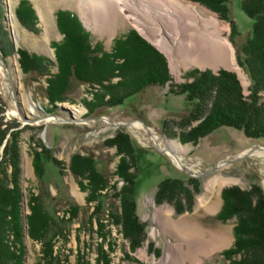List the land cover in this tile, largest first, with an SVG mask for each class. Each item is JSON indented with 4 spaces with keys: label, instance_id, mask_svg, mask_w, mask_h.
I'll list each match as a JSON object with an SVG mask.
<instances>
[{
    "label": "rangeland",
    "instance_id": "rangeland-1",
    "mask_svg": "<svg viewBox=\"0 0 264 264\" xmlns=\"http://www.w3.org/2000/svg\"><path fill=\"white\" fill-rule=\"evenodd\" d=\"M0 1L2 23L8 31L12 44V52L8 55L0 51V100L4 103L3 121L19 123L16 129L20 130L19 167L24 215L29 212L27 199L32 192L34 194L40 192L47 202L48 209L51 206L54 214L56 212L58 216L66 211L69 204L79 205L81 208L77 217L69 223L67 239L64 242L63 239H59L56 247L68 255V264H95L98 255L95 252L96 242H100L101 239L95 232L97 229L95 220L89 221L94 203L86 204V192L80 189L79 179L71 173L69 161L76 153L92 157L97 168L108 177L109 183H116L118 190L124 182L112 175L118 161L116 147L107 144L106 141L117 137L118 134H125L132 142L134 151L135 168L130 169L132 172L137 170L133 197L136 214L145 225V236L141 245L133 250L130 249L127 239L118 227L107 225L106 229L110 231L109 239L115 243L113 251L106 252L110 259L109 264H230L228 260L219 257L220 253L211 252L216 245L215 243L212 245L210 239L215 242L214 231L217 228L228 229L235 222V218L228 219L225 225L218 226L217 221L210 214L212 210L207 212L200 200L204 199L208 202V206L214 205L215 201L217 203L218 198H221L222 190L232 186L245 191L255 185L264 196V156L251 154L252 150L264 148V140L248 138L242 131L222 126L200 139L197 144L182 142L178 134L189 128L185 126L182 118L188 115L194 104L186 100L184 95L170 93L168 84L148 86L139 93L128 96L121 104L110 107L100 106L93 112H87L83 102L84 98L86 101L92 99L91 86L88 83L76 84L71 93L67 94V100L58 102L52 112H46L45 109L50 108L44 93L46 76L37 77L32 74L23 76L18 65L16 49L21 47L47 56L53 63L51 72H55L53 48L50 43L59 41L61 35L53 25L51 12L55 7L64 9V5H70L83 21L85 29L90 32L92 43L100 42L104 49H110L114 37L126 33L129 29H135L166 58L171 75L169 84L184 82L186 80L184 74L189 69L211 68L217 72L223 68L237 75L246 94L249 80L237 63L235 52L236 47L250 35L252 20L243 13L241 0H228L230 16L239 33V35L234 34L233 38L236 46L230 41V24L227 21L220 19L215 12L197 2L177 0V2H192L206 16H217L224 29L221 37L233 48L234 61L237 65L235 67L224 57L220 61L211 60L203 65H197L189 61L184 50L178 47H172L173 50L170 49L172 54H169L156 44L153 36L143 33L141 28L126 19L118 17L108 21L96 20L97 17L90 16L86 9L83 10L79 6V0H33L41 6L45 15L42 19L36 14L38 31L35 33L20 25L14 13L16 6H13V0ZM5 12L8 13V21L3 20ZM145 18L149 17L146 15ZM208 31L211 32L212 29ZM202 43L204 44V41ZM207 45L210 46L208 43ZM113 80L115 81L116 78ZM22 97L27 99L24 104ZM66 103L76 108L82 107L84 113L76 118L71 112L73 120L65 121L67 117L58 106L66 107L64 105ZM30 105L34 108L33 113L26 114V108ZM66 108L70 110L69 107ZM22 114L27 118L21 119ZM49 117H54V120L46 121ZM135 121H141L147 129L144 126L133 127ZM111 123L113 125H110ZM196 123L197 121H194L191 125ZM120 124L125 125L120 126ZM153 134L157 135V140L162 145L158 146L159 148L166 145L165 139L176 140L186 148V151L179 154L188 173L194 176L187 174L174 159L157 149V145L152 141ZM5 142L6 139L2 143L0 155ZM42 148L45 151L44 174L38 179L32 167V151H41ZM47 153L60 161V169H57L51 160L46 159ZM245 153L247 156L236 159ZM129 159L130 157L127 158ZM214 166L219 168L205 173ZM168 177L182 180L183 185L191 191L194 187L188 183V178H193L197 183L199 189L194 192L190 209H186L184 197H180L183 211L179 213L175 211V200L156 202L157 184ZM214 181L217 182L212 186L211 183ZM110 203H114V199L107 195L106 205L109 207ZM116 203L118 204V201ZM102 217H107V211L102 213ZM180 222H184L191 242L181 244L182 239L178 235L167 234L163 228L164 225H168L167 223L175 226ZM25 232L26 230L24 234ZM24 238L26 250L24 264H33L40 255V245L29 240L27 236ZM103 246L109 249L106 243Z\"/></svg>",
    "mask_w": 264,
    "mask_h": 264
},
{
    "label": "trees",
    "instance_id": "trees-1",
    "mask_svg": "<svg viewBox=\"0 0 264 264\" xmlns=\"http://www.w3.org/2000/svg\"><path fill=\"white\" fill-rule=\"evenodd\" d=\"M190 1L205 6L227 21L230 24L229 38L235 45L234 34L239 33L230 16L228 0ZM241 8L252 20L250 35L236 47L235 52L237 63L249 80L246 94L237 75L223 68L217 72L189 69L184 74V82L169 84L171 75L166 58L135 29L114 37L110 50L106 51L100 42L92 43L90 32L77 14L69 10H57L54 15L56 29L61 35L59 41L50 43L55 72H51L53 63L47 56L25 48L16 49L17 61L23 76H46L44 93L50 107L45 109L46 112H52L58 102L67 100V94L76 84L88 83L91 86L92 99H83L87 112H93L100 106L121 104L128 96L148 86L168 84L170 93L184 95L194 104L188 115L182 118L185 126L189 127L178 134L182 142L197 144L222 126L242 131L248 138L264 140V0H241ZM14 13L22 27L33 33L38 31L37 16L28 0H19ZM11 45L8 31L2 23L0 7L1 53H11ZM3 106L0 100V149L6 139L0 155V264H24L23 216L27 238L40 245V255L33 264H68V255L58 250L56 245L59 239L63 242L67 239L69 223L77 217L81 207L71 203L58 216L51 206L48 209L40 192H32L27 199L29 212L24 215L19 167L20 130L16 129L19 123L3 121ZM194 121L197 123L192 126ZM106 143L116 147L118 161L112 175L124 182L118 190L116 183H109L108 177L97 168L92 157L76 153L69 161L71 173L79 179L80 189L86 192V204L94 203L89 221L95 220V232L101 239L96 242L98 255L95 264L110 263L107 253L113 251L115 243L109 239L107 225L118 227L133 250L141 245L145 236V225L136 214L133 197L137 170L130 171L131 167L135 168L132 142L127 135L118 134ZM44 152L43 148L32 151V167L38 179L44 174ZM45 157L60 169L58 159L49 153ZM188 181L193 185V191L178 178L162 179L157 184L156 202L175 200V211L179 213L183 211L180 197H184L186 209H190L194 192L199 188L193 178H188ZM107 195L114 199L109 207L106 205ZM221 199L222 206L215 218L221 222L235 218L233 241L220 253L221 256L230 264H264V196L260 189L253 185L244 191L232 186L222 190ZM104 211H107L106 218L102 217ZM104 243L109 249L104 248Z\"/></svg>",
    "mask_w": 264,
    "mask_h": 264
},
{
    "label": "bare ground",
    "instance_id": "bare-ground-1",
    "mask_svg": "<svg viewBox=\"0 0 264 264\" xmlns=\"http://www.w3.org/2000/svg\"><path fill=\"white\" fill-rule=\"evenodd\" d=\"M79 6L83 10L86 9L87 14L90 16L97 17L96 20L108 21L118 17L126 19L141 28L144 31L143 33L146 32V34L153 36L156 44L169 54H172V47H178L184 50L189 61L197 65L205 64L211 60L220 61L224 57L231 61L234 67L237 66L234 61L233 48L221 37L224 29L220 25L217 16L202 14L197 9V5L192 2H177V0H79ZM146 15L149 18H145ZM210 28L212 29L211 32L208 31ZM202 41H204V44ZM26 102L27 99L22 97V103ZM64 105L70 108L76 118L84 113L82 107L76 108L67 103ZM26 109V114L33 113L34 108L32 105ZM51 120H54V117L46 119V121ZM132 126L143 128L140 121L133 122ZM152 141L157 146H162L155 134L152 135ZM164 143L166 144L164 145L166 153L172 159L176 155L177 158L174 161L180 166L182 157L179 153L186 151V148L172 139H165ZM251 154L264 156V148L260 147L257 150H252ZM216 182L214 181L211 185L214 186ZM200 203L209 209L214 207L213 204L208 206V202L204 199H201Z\"/></svg>",
    "mask_w": 264,
    "mask_h": 264
},
{
    "label": "crops",
    "instance_id": "crops-1",
    "mask_svg": "<svg viewBox=\"0 0 264 264\" xmlns=\"http://www.w3.org/2000/svg\"><path fill=\"white\" fill-rule=\"evenodd\" d=\"M30 3H31V5H32V7L34 8V10H35V12H36V14L38 15V16H40L42 19H44L45 18V15H44V13H43V11H42V8H41V6L36 2H34L33 0H28ZM37 1V0H36ZM18 2H19V0H13V6L15 7L17 4H18ZM47 4V3H46ZM60 4V3H59ZM59 6V5H58ZM57 10H69V11H73V12H75L74 11V8L72 7V6H70V5H64V9H57V7H55V8H53V11L51 12V14H52V20H53V25L55 26V12L57 11ZM243 11V10H242ZM244 13V12H243ZM41 14V15H40ZM245 14V13H244ZM246 15V14H245ZM247 16V15H246ZM249 18V17H248ZM247 24H248V22H247ZM56 27V26H55ZM251 28H252V24H251ZM104 50H106V51H109L110 49H104ZM201 65H203V64H201ZM199 69V68H198ZM204 69H206V68H204ZM203 69V70H204ZM209 69H211V68H209ZM201 70V69H200ZM212 70V69H211ZM213 72H214V69L212 70ZM221 206H222V199L219 197L218 198V200H217V203H216V201H215V204H214V207L212 208V209H209V208H207V207H204L203 205H202V207H204L205 208V210L207 211H209V210H214L213 212L212 211H210L211 213L210 214H212L213 215V218H215V216H216V214H217V212L220 210V208H221ZM207 211V212H208ZM209 214V215H210ZM215 220L217 221V225L218 226H221V225H225V223L228 221V220H226V221H224V222H221V221H219V220H217L216 218H215ZM183 223V224H182ZM235 223V222H234ZM234 223L232 224V226H230V227H228V229H222V228H217V230L216 231H214V239H215V242L213 241V239H210L211 241V244L212 243H215V245H216V247L215 248H213V249H211V252H218V253H221L224 249H227L230 245H231V243H232V241H233V235H232V227H233V225H234ZM168 225H164V230L166 231V233L167 234H170V235H178L179 237H180V239H182V241H181V244H184L185 242H191L190 240H191V238H189V233H187V228H186V226L184 225V222H180V224L179 225H172V224H170V223H167ZM213 245V244H212ZM212 247V246H211ZM213 250V251H212ZM219 257L220 258H223L222 256H221V254H219Z\"/></svg>",
    "mask_w": 264,
    "mask_h": 264
},
{
    "label": "water",
    "instance_id": "water-1",
    "mask_svg": "<svg viewBox=\"0 0 264 264\" xmlns=\"http://www.w3.org/2000/svg\"><path fill=\"white\" fill-rule=\"evenodd\" d=\"M78 18H79V20L81 21V19H80V17L78 16ZM81 23H82V25H84V23H83V21H81ZM0 59H1V57H0ZM59 107V109H60V111L62 112V113H64L65 115H66V120L65 121H72L73 120V116H72V114H71V111L68 109V108H66V107H64L63 105H60V106H58ZM17 109H18V107H17ZM19 110V109H18ZM53 116H55V115H53ZM27 117H26V115H21V119H26ZM58 121H59V119H57ZM141 122V121H140ZM142 123V122H141ZM125 124H120V126H124ZM142 125L144 126V128H146L147 129V126L146 125H144L143 123H142ZM164 139H165V136H164ZM158 147V146H157ZM158 150H160V151H162V152H164L167 156H169L167 153H166V150H165V148L163 147V148H157ZM245 156H247V154L245 153L243 156H238V157H236V159H240V158H242V157H245ZM177 158V156L175 155V157H174V159H176ZM180 168L181 169H183L187 174H190V173H188V171H187V167L185 166V165H183V164H181V166H180ZM219 167L218 166H214V167H212L211 169H209L208 171H205V173L206 172H209V171H214V170H216V169H218ZM203 173V172H202ZM201 173V174H202ZM190 175H192V174H190ZM192 176H194V175H192ZM23 226H24V231L26 230V219H25V216H23ZM24 237H26V232H25V234H24Z\"/></svg>",
    "mask_w": 264,
    "mask_h": 264
},
{
    "label": "built area",
    "instance_id": "built-area-1",
    "mask_svg": "<svg viewBox=\"0 0 264 264\" xmlns=\"http://www.w3.org/2000/svg\"><path fill=\"white\" fill-rule=\"evenodd\" d=\"M8 13H4V21H6V19H7V21H8V15H7ZM9 24H11V22H9ZM8 25V24H7ZM9 27V26H8ZM9 31H10V33H11V29H10V27H9Z\"/></svg>",
    "mask_w": 264,
    "mask_h": 264
}]
</instances>
